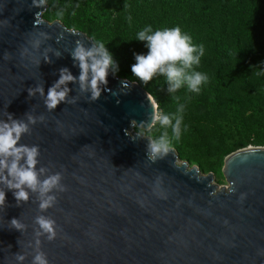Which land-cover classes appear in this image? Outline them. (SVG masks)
<instances>
[{
  "label": "water",
  "instance_id": "water-1",
  "mask_svg": "<svg viewBox=\"0 0 264 264\" xmlns=\"http://www.w3.org/2000/svg\"><path fill=\"white\" fill-rule=\"evenodd\" d=\"M45 9V0H0V122L9 115L27 122L18 146L38 147L39 180L61 177L47 194L25 188L27 201L0 182L7 193L0 264H21L17 253L33 264L38 252L49 264H264V147L231 154L224 170L230 186L221 190L213 174L180 161L173 148L153 159L151 139L133 128L155 125L154 100L110 67L91 99L71 53L78 42L97 45L44 20ZM62 69L74 80L61 86L65 101L49 110L46 94ZM48 196L55 199L41 208ZM41 217L52 221L54 240L37 223ZM13 218L20 230L10 226Z\"/></svg>",
  "mask_w": 264,
  "mask_h": 264
},
{
  "label": "rangeland",
  "instance_id": "rangeland-1",
  "mask_svg": "<svg viewBox=\"0 0 264 264\" xmlns=\"http://www.w3.org/2000/svg\"><path fill=\"white\" fill-rule=\"evenodd\" d=\"M45 2L44 20L50 23L59 21L68 29L84 33L96 45L97 42L104 43L116 61L115 65L110 66L115 75L141 85L156 102L158 112L168 115L171 120L169 125L156 121L155 124L159 126L156 133L138 126H134V132L148 137L152 142L166 136L180 161L198 167L203 175L213 174L217 190L230 186L224 170L231 154L249 147H264V93H247L238 82L243 74L253 84L260 82L258 76L248 72V66L243 64L249 65V56H260L264 41L242 48L246 55L239 58L231 34L230 18L221 17L216 0ZM148 25L153 30L179 27L182 34L191 37L193 45L203 46L204 55L200 64L193 66L195 71L207 76L198 93L191 92L187 86L175 93L169 92L165 76L157 74L145 83L132 73L135 55L148 51L146 42L136 39L137 33ZM83 26L90 28L92 34ZM231 68L235 70L237 80L235 77L231 81L226 78ZM180 105L184 106V111L181 135L177 139L173 134V125ZM231 117L234 118L231 120ZM230 120L234 126L233 132L227 129ZM241 139L250 140L251 144L233 151Z\"/></svg>",
  "mask_w": 264,
  "mask_h": 264
},
{
  "label": "clouds",
  "instance_id": "clouds-1",
  "mask_svg": "<svg viewBox=\"0 0 264 264\" xmlns=\"http://www.w3.org/2000/svg\"><path fill=\"white\" fill-rule=\"evenodd\" d=\"M44 3V0H40ZM136 39L146 42L148 49L146 54H136L131 71L141 81L147 83L157 74L166 77L169 84V92L175 93L183 86H187L191 92L198 93L201 85L207 80V76L194 70V65L200 64V59L204 55L203 46H195L191 43V37L182 34L179 27L164 28L153 30L151 25L144 27L136 35ZM193 53H196L195 55ZM59 55V53L57 54ZM74 61L79 62L81 74L79 81L81 90L86 88L90 90L91 99L95 100L101 94L100 85L107 83L108 69L115 65L116 61L113 54L106 48L102 42H97V46L86 48L78 42L76 48L71 53ZM8 58V54L5 55ZM91 73V79H89ZM74 77L67 69L61 70V75L55 85L51 86L46 94L45 106L53 110L57 105L66 99L68 89L61 88L67 82L73 81ZM42 95L44 90L38 88ZM31 94V93H30ZM184 106L180 105L177 109L178 115L175 116L173 125V134L179 139L181 135L182 113ZM154 119L161 125H169L171 120L168 115H162L156 112ZM29 120L35 123L31 117ZM28 131V123L12 119L9 115V121L0 122V173L6 170V175H0V182L6 183L9 189H15V198L17 201H27L31 189L33 192L39 188L41 194L49 193L59 184L61 179L59 174L52 175L46 180L40 181L35 166L39 155L37 146H18L22 134ZM152 158L157 154L167 153L170 148V142L166 136H161L157 141L149 145ZM10 158V162L9 159ZM23 160V164L20 161ZM83 183V179H81ZM6 192L0 190V208H3L6 202ZM55 198L48 196L41 202V208L50 206ZM37 223L44 233L48 234L49 241L56 238V232L52 221L46 218H38ZM10 226L17 230L22 228L18 219L13 218ZM37 245L40 241L37 240ZM16 259L23 262L25 257L17 253ZM33 264H49L48 257L38 252L33 257Z\"/></svg>",
  "mask_w": 264,
  "mask_h": 264
},
{
  "label": "trees",
  "instance_id": "trees-1",
  "mask_svg": "<svg viewBox=\"0 0 264 264\" xmlns=\"http://www.w3.org/2000/svg\"><path fill=\"white\" fill-rule=\"evenodd\" d=\"M217 6L220 8V14L222 18H230L231 34L234 39V45L237 48V55L245 57L246 52L242 48L252 47L256 43L264 41V0H216ZM83 28L92 34L90 28ZM124 60L126 58L122 56ZM244 63V62H243ZM249 65L247 71L251 74H256L260 82L258 84L252 83L249 77L243 74L239 78V83L244 86V91L247 93L262 92L264 93V49L260 50V56L253 58L249 56ZM232 69V68H231ZM246 72V69L243 68ZM235 75V70H229L226 78L231 81ZM262 109V108H261ZM263 111V110H261ZM234 117H231V120ZM228 121L227 129L229 132H233L232 122ZM158 125H154L151 129L154 133L158 131ZM236 134V132H234ZM251 144L250 140L241 139L238 144L233 147V151L246 147Z\"/></svg>",
  "mask_w": 264,
  "mask_h": 264
},
{
  "label": "bare ground",
  "instance_id": "bare-ground-1",
  "mask_svg": "<svg viewBox=\"0 0 264 264\" xmlns=\"http://www.w3.org/2000/svg\"><path fill=\"white\" fill-rule=\"evenodd\" d=\"M154 104H155V108H156V112H158V108H157V104H156V102L154 101Z\"/></svg>",
  "mask_w": 264,
  "mask_h": 264
}]
</instances>
